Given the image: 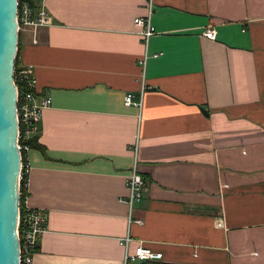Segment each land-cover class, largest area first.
Segmentation results:
<instances>
[{
	"label": "crops",
	"instance_id": "crops-1",
	"mask_svg": "<svg viewBox=\"0 0 264 264\" xmlns=\"http://www.w3.org/2000/svg\"><path fill=\"white\" fill-rule=\"evenodd\" d=\"M42 4L50 24L19 32L18 53L51 99L26 153L46 217L32 264H119L126 235L162 254L128 264H264V0H153L146 49L145 0Z\"/></svg>",
	"mask_w": 264,
	"mask_h": 264
},
{
	"label": "built area",
	"instance_id": "built-area-1",
	"mask_svg": "<svg viewBox=\"0 0 264 264\" xmlns=\"http://www.w3.org/2000/svg\"><path fill=\"white\" fill-rule=\"evenodd\" d=\"M33 0H18L16 21L18 24V31L28 30L35 35V32L40 27H46L50 24L48 13L43 4L33 9ZM144 9L146 14L143 17H137L133 20V25L139 29L138 37L141 40L143 47L146 49L149 39L154 34L155 30L151 23V17L153 13V0H145ZM204 37L208 40H215L216 32L213 28H207L204 33ZM33 37V42L36 43V39ZM155 57L158 55H154ZM147 59L146 52L144 53L140 65L142 68L145 66ZM142 90L145 89V79L143 78V72L141 74ZM14 84L16 86L17 98H16V117L18 123V138L17 144L21 154V164L19 173V182H22V187L27 188L28 173L30 171V163L26 156L29 150L26 146V142L32 135L37 134L39 122L43 115V111L49 106L51 99L49 97H41L36 99L34 95L35 79L31 73V70L23 65H19L13 72ZM124 104L137 105L133 103L131 95L124 97ZM136 150V148H135ZM126 185L129 190V194L125 198L119 199L121 203L128 205L129 210L135 202L140 201L143 193L146 190L143 178L138 173L136 165L134 164L129 177L126 180ZM20 189V188H19ZM20 191V190H19ZM19 192V205H18V219H17V236L19 243V264H32V255L37 245L39 237L45 232V215L40 211L30 207L27 203V195H24L22 201L20 199ZM129 223H141L139 220H132L128 217ZM131 238L126 235L120 240V244L123 247L124 255L119 264H128L134 261H160L162 259L161 253H156L149 248L139 244L134 251H129V244ZM107 264H117L109 262Z\"/></svg>",
	"mask_w": 264,
	"mask_h": 264
},
{
	"label": "water",
	"instance_id": "water-1",
	"mask_svg": "<svg viewBox=\"0 0 264 264\" xmlns=\"http://www.w3.org/2000/svg\"><path fill=\"white\" fill-rule=\"evenodd\" d=\"M18 0H0V264H19L17 219L21 154L18 149L17 55Z\"/></svg>",
	"mask_w": 264,
	"mask_h": 264
},
{
	"label": "trees",
	"instance_id": "trees-1",
	"mask_svg": "<svg viewBox=\"0 0 264 264\" xmlns=\"http://www.w3.org/2000/svg\"><path fill=\"white\" fill-rule=\"evenodd\" d=\"M20 34V33H18ZM18 53H19V35H18V44H17V55H16V59H15V70L18 68V66L20 65V62H19V59H18ZM206 113V112H205ZM37 135L38 134H35V135H32L30 137V139L25 143L26 146L28 147V149H32V148H38V149H41L42 146L38 144L37 142ZM20 199L22 201V198L24 195H26L25 193V189L22 187V182L20 183ZM20 264H23V263H20Z\"/></svg>",
	"mask_w": 264,
	"mask_h": 264
}]
</instances>
